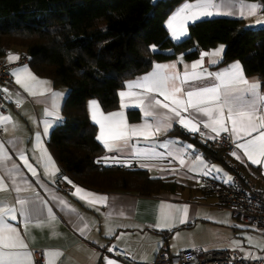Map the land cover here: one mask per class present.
Wrapping results in <instances>:
<instances>
[{"label": "crops", "instance_id": "crops-1", "mask_svg": "<svg viewBox=\"0 0 264 264\" xmlns=\"http://www.w3.org/2000/svg\"><path fill=\"white\" fill-rule=\"evenodd\" d=\"M186 2L194 3L195 0H187L178 4L169 13L166 21L177 8ZM249 2L261 5V9L258 10L255 15L243 19L238 16L216 15L204 19L213 17L237 18L242 20L245 26L253 24L257 21L258 17L264 16V1L249 0ZM224 10L226 11L227 9ZM256 27L260 26L258 25ZM221 44L222 43H218L208 50H203V52H211ZM9 53L18 55L19 59L10 62L14 64L11 69V81L2 86L3 90L7 89L8 91H4L6 95V113L1 116L11 117V122L3 124L5 132L0 136V143L4 144L11 159L0 162V176L5 178V183L8 185L7 190L0 191V202L6 203L10 207L15 206L19 209L20 205L16 204L17 199L29 201L27 205L29 208L27 230L25 229V217L20 216L19 212L16 214L17 219L14 221L9 220V223L17 227L20 231L22 238L27 244L28 251L32 253V259L34 250L41 248L44 253H60V255L55 258L54 264H106L105 258L115 261V264H127L115 256L104 252V248L109 244L123 249L138 262H145L153 259L159 251L174 254L186 249L202 250V248H208V250L222 249L237 251L243 257V254L258 253L257 244L250 243L247 245L246 237L248 232L245 230L246 227L244 224L238 220L236 214L230 209L217 207L216 198L214 196L205 195L200 191V177L205 176L203 175V171L206 169H204L200 161H197L196 157L200 156L204 164H207L209 168L215 166L222 170L220 172L213 171L210 175L206 176L220 183L227 184L224 181L228 176L232 177L233 180L235 172L229 165L226 166L220 162L208 161L192 142L185 141L178 135H174L173 131L175 128H182L178 123H174L171 130L166 132L162 130L160 134L150 137L148 140H145L143 137H133L130 142L145 152H151L153 149L155 152H163V157L151 156L133 159L131 147L123 148L120 151H108L105 149V155L102 157L108 158L105 163L113 161V157L120 160L136 161L139 165V169H146L151 177L170 179L177 182L178 188L173 192L163 190L151 196H144L134 192L114 190L98 191L86 188L76 183L68 175L62 173L58 162L48 146V139L51 132L60 122L49 129V134L47 136L43 135V120L46 119L44 111L45 108H50L51 101L47 96L37 95L34 97L29 95L15 82V77L12 72L14 69H19L27 65L28 69L37 78L50 81L51 88L54 92H63L64 97L60 100V116L62 120V104L68 90L64 86H56L52 79L34 73L27 62H21L22 58H26L24 49L15 47L12 48ZM8 54L4 58H1L0 62H9L7 58ZM180 57L181 55L165 61L155 62L147 72L131 77L127 81L135 80L153 71L155 64L167 65L175 63V69H166V71L178 72L181 74L184 73L186 70L185 65H187V71L191 72V64L193 61L200 59V53L197 57L192 59L183 57L182 62L179 60ZM208 61L209 57H205L203 68H206L209 72H218L227 68L234 61L239 60H232L224 65H220V62L213 65L209 64ZM245 76L249 80H260L256 75L245 74ZM212 83H214V80L209 78L196 82L195 86H206ZM177 86H179L178 82ZM124 90H126L125 84L120 91ZM187 90H190V86L185 87V91ZM134 91L142 90L134 89ZM260 92L264 94L263 85H261ZM154 95L157 99L163 101L164 98L158 93ZM18 100H22V103H18ZM96 101L98 102V100ZM124 102L127 107L121 109V98L119 96V107L111 111H104L99 102L98 104L100 110L105 115L111 112L123 111L124 119L129 125L144 123L143 113L140 107L135 106L136 99L125 97ZM129 110H137L139 119L130 121L128 118ZM184 115L187 114L184 113ZM13 124L15 126H13ZM97 126L99 133V125ZM199 127L203 132L209 131L208 129H204L202 124L199 125ZM183 130L186 134L197 136L202 142H214L212 139L206 140L205 137L200 135V132L191 133L185 129ZM37 133L41 134L39 139L42 147L47 149L48 154L51 155L52 160L55 162L56 168L59 169L54 179L51 176H45L43 167L37 163V158L40 156V149L36 147ZM212 135L215 134L212 133ZM170 140L179 141L174 147L183 149V166L180 164L179 157L175 155L171 157L168 156V150L160 147L161 144ZM186 145H192V147L186 148ZM234 148L235 145H233L232 149L228 150L230 163L236 162L239 164L251 183L264 188V164H252L247 157L243 156L241 150H237L238 155H240L243 160L242 163L241 160L231 155ZM18 150H22L24 155L28 157L29 163H31L37 171V176H32L31 172L24 167L23 162L19 159ZM13 163L19 166V171L23 174L22 179L27 180L31 187L20 184L22 189L20 192H16L13 189L11 181L7 177V172L11 169ZM141 164H147L148 167H141ZM189 169L192 170L190 171ZM64 177H67L74 185L88 192L108 197L107 202L93 206L86 200H81L73 196L72 193L75 189L71 184L65 181ZM16 179L19 183L21 176L18 175ZM53 194L65 200L69 206L75 209V213L69 214L63 210L58 201H53L51 199ZM37 195L40 199L47 202L46 207L36 199ZM169 205L175 206V208L181 210L177 212L175 208L169 209L167 207ZM185 205L187 206L186 221L180 223V220L183 219L185 215L183 212V206ZM33 207H35V211H32ZM47 208L52 209V214L55 217V220L51 221V223H49ZM167 212H172L174 216V220L172 221L173 226L171 228L156 227L157 223L161 221L163 214ZM37 222H41L44 226H35ZM85 225H87L86 228ZM80 229H83V232H81ZM198 229L207 233V241H200L199 238H197L196 230ZM109 231L111 234H106ZM165 232H169V236H166L167 234H164ZM216 233L219 235L216 236ZM182 238H184L185 241L182 240ZM249 246L252 250L248 249Z\"/></svg>", "mask_w": 264, "mask_h": 264}, {"label": "trees", "instance_id": "trees-1", "mask_svg": "<svg viewBox=\"0 0 264 264\" xmlns=\"http://www.w3.org/2000/svg\"><path fill=\"white\" fill-rule=\"evenodd\" d=\"M183 1L187 0H0V59L12 48H22L34 73L68 90L63 120L51 132L48 146L61 172L76 183L144 196L178 188L174 180L151 177L146 169L97 163L106 150L95 139L98 126L88 102L98 100L104 111L117 109L125 82L155 62L179 55L192 59L222 43L220 65L239 60L246 75L264 82V27L247 28L237 18L213 17L190 25V38L174 42L166 19ZM128 118L138 120V111L129 110ZM173 134L192 142L208 161L231 168L227 148L202 142L182 128Z\"/></svg>", "mask_w": 264, "mask_h": 264}, {"label": "snow or ice", "instance_id": "snow-or-ice-1", "mask_svg": "<svg viewBox=\"0 0 264 264\" xmlns=\"http://www.w3.org/2000/svg\"><path fill=\"white\" fill-rule=\"evenodd\" d=\"M224 9H227L226 11ZM261 5L251 3L249 0H195L194 3H184L177 8L166 21V28L170 37L174 41H184L190 38L189 25L203 21L206 17L216 15L238 16L243 19L248 16L255 15ZM264 27V19L258 20L253 24L246 25L247 28L256 26ZM153 51H156V46H150ZM225 51V45L221 44L211 52H200V59L195 60L191 64L192 71H187L188 66L185 65L183 74L178 72H168L166 69H175L176 64H155L153 71L138 77L135 80L125 83L124 91L119 92L121 98V109L127 107L124 102L125 97L135 98L136 105L140 107L143 113L144 123L139 125H129L124 119V112H111L105 115L101 110L96 100L89 101V112L92 121L99 125V133L95 137L97 141L103 144L108 151H120L123 148L131 147L132 158L137 157H163V152H145L139 149L135 144H131L133 137H143L148 140L161 131H169L174 123H178L183 129L191 133L200 132L205 139L216 140L221 137V134H226L231 142L235 145L231 155L238 160L241 156L237 150H241L243 156L247 157L252 164H264V94H261L260 88L262 81L258 79L249 80L244 73V68L239 61H234L227 68L218 72H209L203 68L205 57H209V64H217L222 60ZM8 61L12 62L19 59L18 55L9 53ZM182 62L183 55L179 58ZM15 77V82L20 85L25 92L31 96H47L51 101L50 108H45L43 120V135L49 134V129L56 123L62 121L60 116V100L64 97L63 92H54L51 88V82L37 78L27 67L23 66L19 69H14L12 72ZM211 78L214 83L206 86H195L196 82ZM177 82L179 86H177ZM171 85V87H170ZM190 86V90L185 91V87ZM140 89L142 91H134ZM3 91L7 92V89ZM158 93L164 99L161 101L154 95ZM22 103V100H18ZM166 110V111H165ZM186 113L187 115H184ZM151 121V122H149ZM195 121V122H194ZM11 122V117L0 116V124ZM203 125L208 132L200 130L199 125ZM13 126H15L13 124ZM214 133L215 135H212ZM36 147L40 149V156L37 158V163L44 169L45 176H51L53 179L59 172L51 155L47 149L42 147L40 142V133H37ZM179 141L170 140L161 144L160 147L168 150V156H176L180 158V164L184 165L182 158L183 149L174 147ZM186 148H191L192 145H186ZM19 159L23 162L25 168L31 172L32 176H37V171L22 150H18ZM11 159L3 143H0V162ZM197 161L203 164V175H210L213 171L220 172L221 169L212 166L208 167L204 164L200 156L196 157ZM108 158H101V161L107 162ZM114 162L121 164H129L128 161H123L115 157ZM130 166V164H129ZM141 167H148L147 164H141ZM190 171L192 169H189ZM21 176L18 183L16 177ZM226 175V174H225ZM7 177L11 181L13 189L20 192L22 189L20 184L27 185V180L22 179L23 174L19 171V166L12 164L11 169L7 172ZM67 183L71 184L75 191L73 196L81 200H86L91 205L106 203L108 197L97 195L88 192L73 182L64 177ZM232 177L228 176L225 183H230ZM8 189L5 183V178L0 176V191ZM37 200L41 204L47 206V202L40 199L37 195ZM53 201H58L61 208L69 214H74L75 209L67 204L65 200L52 195ZM29 201L25 199H17L16 204L20 205L19 209L15 206H8L6 203L0 202V264H33L32 253L28 251L27 244L22 238L17 227L9 223V220L17 219V212L20 216L25 217V229L28 227L27 207ZM169 209L175 206H167ZM181 209L175 208V211ZM32 211H35L33 207ZM49 223L55 220L52 214V209L47 208ZM184 218L180 223L186 221L187 206H183ZM174 216L172 212L164 213L161 221L156 227L171 228ZM37 227L44 226L41 222H37ZM87 225H85V228ZM83 232V229H80ZM106 234H111L110 231ZM109 251H112L110 248ZM58 252H45V264H54V260L58 257ZM250 255V254H249ZM106 264H115V261L107 259ZM38 264V262H37Z\"/></svg>", "mask_w": 264, "mask_h": 264}, {"label": "built area", "instance_id": "built-area-1", "mask_svg": "<svg viewBox=\"0 0 264 264\" xmlns=\"http://www.w3.org/2000/svg\"><path fill=\"white\" fill-rule=\"evenodd\" d=\"M262 19H264V16L258 17L257 21ZM21 62H27V59L22 58ZM13 65L10 62H0V116L6 113V95L2 86L10 83ZM4 132L5 127L0 124V136ZM213 143L228 150L232 149L234 145L226 134H222ZM128 162L130 166L114 161L103 163L113 169H139L136 161ZM230 166L235 172V176L230 183L223 184L213 178L201 176L200 191L205 195L214 196L217 207L232 210L242 224L251 227L255 231L264 232V188L251 183L236 162L231 163ZM110 248L112 251H109ZM104 252L127 264H264V260L261 258H245L237 251L222 249H186L174 254L159 251L153 259L145 262L135 261L129 253L113 244L107 245ZM37 262L38 264H44V251L41 248L34 250L33 253V264H37Z\"/></svg>", "mask_w": 264, "mask_h": 264}, {"label": "rangeland", "instance_id": "rangeland-1", "mask_svg": "<svg viewBox=\"0 0 264 264\" xmlns=\"http://www.w3.org/2000/svg\"><path fill=\"white\" fill-rule=\"evenodd\" d=\"M245 230L248 232L246 240H247V245H249L250 243H254L257 244L258 246V253H248V255H244V257L246 258H261L264 260V232L260 231H255L253 230L251 227L244 225ZM197 233V238H199L200 241H207L208 240V236L207 233L205 231H201V230H196ZM216 236L219 235L218 233L215 234ZM213 236V233H212ZM182 240L185 241L184 238H182ZM248 247V246H245ZM249 250H252L249 246L248 248ZM202 250H208V248H202ZM250 254V255H249Z\"/></svg>", "mask_w": 264, "mask_h": 264}]
</instances>
